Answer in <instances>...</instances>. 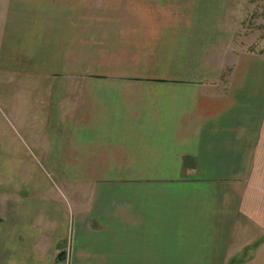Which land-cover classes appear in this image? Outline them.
I'll return each instance as SVG.
<instances>
[{
    "label": "crops",
    "instance_id": "obj_1",
    "mask_svg": "<svg viewBox=\"0 0 264 264\" xmlns=\"http://www.w3.org/2000/svg\"><path fill=\"white\" fill-rule=\"evenodd\" d=\"M262 1L0 0V69L56 85L47 154L86 201L6 202L0 264L254 261L264 37H238Z\"/></svg>",
    "mask_w": 264,
    "mask_h": 264
},
{
    "label": "rangeland",
    "instance_id": "obj_2",
    "mask_svg": "<svg viewBox=\"0 0 264 264\" xmlns=\"http://www.w3.org/2000/svg\"><path fill=\"white\" fill-rule=\"evenodd\" d=\"M261 13L264 0L256 15ZM253 23L244 21L238 37L240 50H249L245 43L254 32L264 37V31L255 26L259 20ZM55 89V84L26 71L0 69V209L6 202H15L29 207L28 216L37 220L45 218L40 207L63 206L68 214L72 201L86 202L71 194L78 183L71 180L66 165L47 154L46 146L52 147L60 138L59 133L49 131L55 116ZM263 253L264 243L249 250L246 257L254 259L249 264H262Z\"/></svg>",
    "mask_w": 264,
    "mask_h": 264
}]
</instances>
